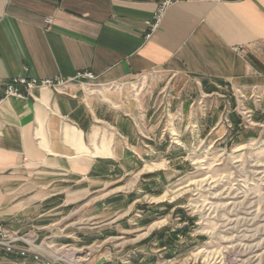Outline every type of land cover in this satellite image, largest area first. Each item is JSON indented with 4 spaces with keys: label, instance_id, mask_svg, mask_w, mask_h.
I'll return each instance as SVG.
<instances>
[{
    "label": "crops",
    "instance_id": "0c3cea01",
    "mask_svg": "<svg viewBox=\"0 0 264 264\" xmlns=\"http://www.w3.org/2000/svg\"><path fill=\"white\" fill-rule=\"evenodd\" d=\"M157 4L0 0V220L49 245L56 264L160 259L126 250L159 241L150 234L163 208L160 165L175 155L167 136L180 146L187 128L212 136L222 102L264 126V0H179L152 29ZM82 72L94 80L75 79ZM157 74L172 78L164 95ZM15 78L71 82L6 97ZM144 78L155 93L141 103L117 88ZM0 264L43 263L12 253Z\"/></svg>",
    "mask_w": 264,
    "mask_h": 264
},
{
    "label": "rangeland",
    "instance_id": "374dc122",
    "mask_svg": "<svg viewBox=\"0 0 264 264\" xmlns=\"http://www.w3.org/2000/svg\"><path fill=\"white\" fill-rule=\"evenodd\" d=\"M157 76L155 82L159 89L165 88L164 95L172 78ZM117 88L140 103L155 93L148 78L127 81ZM161 97L157 104L162 102ZM222 104L212 136L187 128L179 133L185 141L182 146L179 137L167 136L166 145L175 148L167 155L171 151L175 155L171 162L167 157V163L160 165L166 174L159 187L158 200L163 208L157 212L158 222L150 234L152 241H159L143 252L128 248L127 255L165 252L160 259L144 264H264V126L240 103L233 110ZM195 106L204 107L200 101ZM231 115L239 118L238 124L230 120ZM149 201L141 197L140 203L147 206ZM27 243L17 242L16 251L26 249L32 258L37 253L47 254L56 264L57 259L49 255V245L34 244L33 248L27 246L33 243Z\"/></svg>",
    "mask_w": 264,
    "mask_h": 264
},
{
    "label": "built area",
    "instance_id": "2783aa9c",
    "mask_svg": "<svg viewBox=\"0 0 264 264\" xmlns=\"http://www.w3.org/2000/svg\"><path fill=\"white\" fill-rule=\"evenodd\" d=\"M179 0H158L157 4V11L153 20V23L150 25L152 29H155L161 18L163 17L165 11L167 8L172 5L173 3L177 2ZM75 79L79 80H87V81H93L94 77L89 72H82L78 73L75 77ZM71 81L65 80V79H46V80H35V79H26V78H15L8 80L4 83V93L6 97H15V98H23L24 94L21 91L24 89V91L28 92L33 88H50V89H61L68 85ZM22 242L24 244H28L27 240L23 238V236H19L15 233H12L8 231L2 224L0 220V255L2 253L8 254V253H14L17 252L19 256H27V254L30 253V251L26 249H17L15 248V244L17 242ZM28 247H36L33 245H27ZM41 253H37L33 255V259L35 261H40L43 264H52L51 261L48 259V257L42 256Z\"/></svg>",
    "mask_w": 264,
    "mask_h": 264
}]
</instances>
